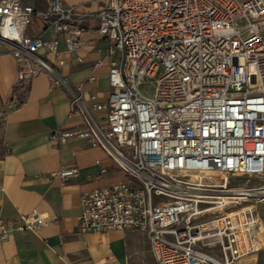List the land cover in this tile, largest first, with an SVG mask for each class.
Returning <instances> with one entry per match:
<instances>
[{
    "label": "built area",
    "instance_id": "built-area-1",
    "mask_svg": "<svg viewBox=\"0 0 264 264\" xmlns=\"http://www.w3.org/2000/svg\"><path fill=\"white\" fill-rule=\"evenodd\" d=\"M46 1L0 0V48L16 61V84L43 73L49 90L62 88L77 123L52 135L101 148L126 176L81 195L79 231L138 230L154 264H232L260 249L262 221L242 203L250 189L228 177L264 173V0H105L94 17L117 56L103 100L86 84L95 74L72 83L61 72L67 56L82 59L86 13ZM34 15L49 36L27 32ZM75 176L76 165L49 173ZM43 222L35 210L0 218V238Z\"/></svg>",
    "mask_w": 264,
    "mask_h": 264
},
{
    "label": "crops",
    "instance_id": "crops-1",
    "mask_svg": "<svg viewBox=\"0 0 264 264\" xmlns=\"http://www.w3.org/2000/svg\"><path fill=\"white\" fill-rule=\"evenodd\" d=\"M23 2L37 9L47 5L46 0ZM61 2L86 13L78 48L82 59L67 56L61 72L72 83L95 74L97 79L86 84L103 100L110 90L109 61L117 56L108 53L110 42L97 31L94 14L105 0ZM43 29L41 18L32 16L27 32L49 36L50 31ZM59 44L63 47L61 38ZM98 59L101 65L94 69ZM16 70L13 56L1 47L0 141L7 151L0 156V218L13 222L19 214L35 210L44 222L34 230H16L0 238V264H154L146 237L138 230L79 231L81 195L126 176L101 148L78 138L64 142L55 138L54 129H70L77 123L76 117L68 115L66 92L60 87L49 90L43 73L18 86ZM70 165L78 167V176L65 182L49 177L51 171ZM100 167L106 169L99 174Z\"/></svg>",
    "mask_w": 264,
    "mask_h": 264
},
{
    "label": "rangeland",
    "instance_id": "rangeland-1",
    "mask_svg": "<svg viewBox=\"0 0 264 264\" xmlns=\"http://www.w3.org/2000/svg\"><path fill=\"white\" fill-rule=\"evenodd\" d=\"M229 186L249 188L251 195L245 203L254 205L258 213L264 230V173L259 175H237L228 177ZM212 212L204 214L202 218L212 216ZM138 247H141V242H138ZM213 253H218L213 251ZM232 264H264V241L262 247L255 252L239 257Z\"/></svg>",
    "mask_w": 264,
    "mask_h": 264
},
{
    "label": "trees",
    "instance_id": "trees-1",
    "mask_svg": "<svg viewBox=\"0 0 264 264\" xmlns=\"http://www.w3.org/2000/svg\"><path fill=\"white\" fill-rule=\"evenodd\" d=\"M7 150L2 147L1 141H0V156L3 155Z\"/></svg>",
    "mask_w": 264,
    "mask_h": 264
},
{
    "label": "bare ground",
    "instance_id": "bare-ground-1",
    "mask_svg": "<svg viewBox=\"0 0 264 264\" xmlns=\"http://www.w3.org/2000/svg\"><path fill=\"white\" fill-rule=\"evenodd\" d=\"M228 197H239V198H244V196H236V195H234V196H228Z\"/></svg>",
    "mask_w": 264,
    "mask_h": 264
}]
</instances>
